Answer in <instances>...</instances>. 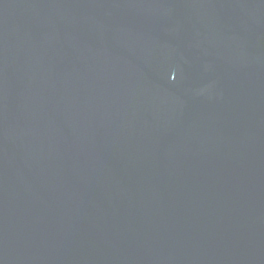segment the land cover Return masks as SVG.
Returning a JSON list of instances; mask_svg holds the SVG:
<instances>
[{"label": "water", "instance_id": "water-1", "mask_svg": "<svg viewBox=\"0 0 264 264\" xmlns=\"http://www.w3.org/2000/svg\"><path fill=\"white\" fill-rule=\"evenodd\" d=\"M0 264H264V0H0Z\"/></svg>", "mask_w": 264, "mask_h": 264}]
</instances>
